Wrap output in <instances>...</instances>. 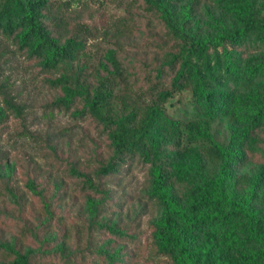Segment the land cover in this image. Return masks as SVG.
Segmentation results:
<instances>
[{"label": "rangeland", "instance_id": "374dc122", "mask_svg": "<svg viewBox=\"0 0 264 264\" xmlns=\"http://www.w3.org/2000/svg\"><path fill=\"white\" fill-rule=\"evenodd\" d=\"M192 1L177 2L179 17ZM211 1L198 0L195 18L203 22L212 14ZM47 2L51 34L82 46L74 58L45 68L12 35L0 33V264L13 257L6 247L26 252L25 264H164L167 257L155 250L151 234L159 212L147 195L151 164L167 165L175 197L195 211L203 193L198 174L216 169L207 148L223 147L234 128L249 132L244 159L231 172L234 190L253 193L264 230V127L250 130L246 118L220 116L209 120L203 136L186 131L184 123L200 116L190 85L172 88L170 75L159 82L153 76L184 48L163 32L157 12L144 0ZM256 15L264 20V7ZM103 75L110 80L103 106L110 118L133 111L136 125L145 107L157 104L180 125L150 160L126 155L105 174L98 168L113 156L112 125L89 114L84 100ZM162 88L170 94L160 100ZM210 201L222 209V201ZM191 235L196 264H249L242 258L246 244L205 231Z\"/></svg>", "mask_w": 264, "mask_h": 264}, {"label": "trees", "instance_id": "16d2710c", "mask_svg": "<svg viewBox=\"0 0 264 264\" xmlns=\"http://www.w3.org/2000/svg\"><path fill=\"white\" fill-rule=\"evenodd\" d=\"M178 1L144 0L148 9L157 12V23L163 32L177 38L184 47L183 52L155 67L153 76L159 82L163 75H170L172 88L190 85L200 116L184 123L186 131L194 138L203 136L209 120L220 116L246 118L250 130L264 127V20L256 15L264 7V0H212V14L203 22L194 14L198 0L183 4L180 17ZM48 7L47 0H0V33L12 35L18 48L38 58L45 68L74 58L82 46L79 39L60 40L51 34L46 23ZM109 82L103 75L91 96L84 97L86 111L112 125L108 134L113 156L98 168L101 174L116 170L126 155L138 153L150 160L159 152L161 141L180 130L179 123L168 118L157 104L147 105L136 125L133 111L110 118L103 108L109 96ZM169 94L168 88H162L158 98L163 100ZM248 137L245 129L234 128L223 147L213 144L207 148L216 169L198 174L203 193L196 200L195 211L175 197L167 165L151 164L147 195L157 201L159 211L150 221L151 234L155 250L167 257L164 264H196L191 233L204 231L227 235L228 242L235 246L246 244L244 261L264 264L261 209L251 203L253 193H235V179L231 177L232 170L244 159L243 147ZM212 196L223 202L221 210L210 201ZM6 248L13 254L9 264H25L26 252Z\"/></svg>", "mask_w": 264, "mask_h": 264}]
</instances>
